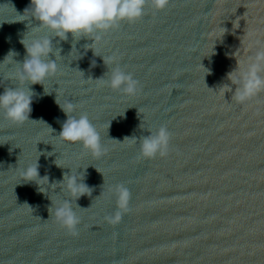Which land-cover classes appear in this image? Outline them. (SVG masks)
Wrapping results in <instances>:
<instances>
[{"label": "water", "instance_id": "obj_1", "mask_svg": "<svg viewBox=\"0 0 264 264\" xmlns=\"http://www.w3.org/2000/svg\"><path fill=\"white\" fill-rule=\"evenodd\" d=\"M29 5L0 0V61L10 50L24 60L20 40L38 24L26 20ZM39 35L52 40L56 74L29 85V120L13 124L0 110V264H264V91L240 103L228 79L264 48V0H169L99 42ZM111 56L118 64H105ZM117 66L136 94L101 83ZM14 67L0 64V93L16 86L3 79ZM68 101L96 127L103 155L58 137ZM162 125L167 154L142 157V138ZM35 161L47 181L22 179ZM64 173H83L91 189L73 201L77 235L53 215L72 199L57 183ZM118 184L129 211L112 224Z\"/></svg>", "mask_w": 264, "mask_h": 264}, {"label": "clouds", "instance_id": "obj_2", "mask_svg": "<svg viewBox=\"0 0 264 264\" xmlns=\"http://www.w3.org/2000/svg\"><path fill=\"white\" fill-rule=\"evenodd\" d=\"M168 3L169 0H30V5L25 10L29 13L26 20L31 17L38 24L29 28L32 30L30 38L26 39L24 36L20 40L25 49V58L22 62L15 61L13 57L17 53L10 50L3 61H0V64L15 66L14 71L6 73L3 79L17 81L15 87H5L0 93V110L3 111L5 119L13 124H22L29 120L35 95L29 85H43L46 79L57 72V63L48 58L49 53L53 52L52 40L49 35H39V33L46 30L60 40H67L69 34L74 40H79L81 37L89 39L94 37L95 41L99 42L102 33L118 26L122 21L131 23L143 17L146 14V6L159 11ZM29 24H31L30 20ZM225 31L227 30L223 28L222 35ZM86 47L89 46L86 45ZM56 52L58 53L59 50L57 49ZM104 60L105 64H118L116 56L107 57ZM262 72H264V48L258 49L253 56L237 62V68L228 74L231 84L236 85L232 96L237 102L244 103L264 91ZM101 83L128 95H134L138 91V81L131 73L122 71L119 66L112 68L108 80H101ZM222 87L224 92L232 91L228 84ZM45 93H47L46 90ZM59 106L67 119L63 122L58 137L66 142H79L94 157L103 155L105 149L101 144L100 134L88 116L86 114L78 118L73 116L75 105L70 101ZM149 133L140 142V155L144 158L165 156L171 136L168 129L162 125L154 134L151 129ZM125 139L135 141L136 138L125 137ZM38 167L35 161L34 164L23 168L22 179L47 181V176H39ZM83 181V173L78 175L64 173L62 180L57 182L63 185L72 199L59 203L53 215L55 220L72 235L78 234L76 226L79 223V217L73 210V201L91 194V189ZM37 185H39L38 182ZM38 190L43 192L41 188ZM114 195L116 211L113 215L106 217L112 224L118 223L122 215L129 211L131 194L124 185L118 184L114 188Z\"/></svg>", "mask_w": 264, "mask_h": 264}]
</instances>
